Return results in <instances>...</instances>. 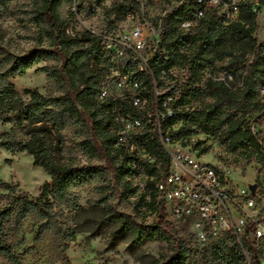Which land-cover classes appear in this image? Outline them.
<instances>
[{
  "label": "trees",
  "instance_id": "16d2710c",
  "mask_svg": "<svg viewBox=\"0 0 264 264\" xmlns=\"http://www.w3.org/2000/svg\"><path fill=\"white\" fill-rule=\"evenodd\" d=\"M72 1L39 0L35 4L32 21L42 28L47 46L52 50H34L27 56L19 57L6 52L0 44V123L12 125V135L0 145L11 152L27 153L32 157L33 164L42 168L51 178V186H45V193L50 196V200L46 194L28 199L25 194L18 193L11 196L10 208L0 210V255L9 264H16L5 229L12 217L21 221L34 214L45 222L44 226L50 225L55 221L57 211L76 206L72 194L74 188L92 184L103 177L100 174L103 168H79L62 164L57 158L63 147L62 132L69 125L80 126L81 131L76 132L82 138L80 148L89 158H99L107 164L119 158L118 180L122 181L123 198L136 196L137 209L144 204L157 219L156 225L144 226L104 206L101 208L104 221L119 223L121 233L130 234L136 244L148 240H176L173 231L166 229L165 225L169 224L163 217L159 218L162 206L157 201L153 184L149 183L146 193L137 196L136 188L125 179L123 158L114 148L109 104L97 98L107 63L95 45V37L87 32L69 36L62 28L58 15L59 7L64 2L71 4ZM177 2L179 4L161 19L160 49L166 55L162 57L156 54L151 59L149 66L153 80L160 84L162 74H168L173 67L186 66L196 77L201 70L212 69L216 61L222 62L220 69L224 80L209 77L201 87L193 86L188 92L189 99L206 98L210 102L193 112L175 111L167 127L172 128L179 121L196 125L206 135L218 139L229 152L250 150L251 156L246 165L264 163V146L258 135L254 134L256 128L264 124V94H261L264 91V43H257L253 36L257 23L251 4L240 1L236 18L228 24L223 23L216 10H208L195 28L182 30L181 23L193 19L197 4L195 0ZM259 3H264V0H259ZM4 6V0H0V9ZM126 11L127 8L123 14ZM41 43L42 40L39 41ZM49 58L62 61L59 66L44 68L46 77L54 83L58 95L43 96L35 90H26L24 94L28 98L24 100L15 91L9 78L21 77L35 64ZM229 77L237 81L239 86L229 88ZM153 80L145 79L149 88H152ZM188 95L181 96L175 104L187 105ZM171 133L177 139L182 137L180 132ZM95 139L99 141L100 148H97ZM154 154L166 161L160 150L157 149ZM2 187L14 191L7 185ZM230 251L235 256L233 259L221 258L225 264H240L245 259L234 249ZM165 264H191L181 243ZM251 264L259 263L252 258Z\"/></svg>",
  "mask_w": 264,
  "mask_h": 264
},
{
  "label": "rangeland",
  "instance_id": "374dc122",
  "mask_svg": "<svg viewBox=\"0 0 264 264\" xmlns=\"http://www.w3.org/2000/svg\"><path fill=\"white\" fill-rule=\"evenodd\" d=\"M240 1L251 4L257 23L253 36L257 43H264V3L260 4L259 0ZM4 2L5 6L0 9V44L6 52L24 57L34 50H52L47 46L42 28L32 21L35 4L39 0ZM178 4L177 0H73L71 4L64 2L58 9V15L68 35H82L88 31L96 34H124L143 21L150 22L161 32L162 17ZM223 11L220 9L219 13ZM196 26L197 22L192 28ZM61 62L49 58L35 64L23 76L9 78V82L24 100L28 98L24 94L26 90H35L43 96L58 95L54 83L46 77L44 68L59 66ZM221 65L222 62L216 61L212 69L201 70L196 77L188 66L173 67L168 74H162L161 83H157L158 89L162 93H172L177 101L181 96L188 95L193 86L201 87L206 78L224 80ZM227 84L234 89L239 86L232 79H228ZM109 90L111 94L119 93L114 83L109 84ZM208 102L206 98L189 99L185 106L176 104V111L193 112ZM11 131V124L0 123V143L12 135ZM78 131H81L80 126L69 125L62 132L63 147L57 158L62 164L79 168H103L100 172L103 177L92 184L74 188L72 194L76 206L57 211L55 221L50 225L44 226L45 222L34 214L21 221L12 217L5 229L16 264H165L174 256L180 243L191 264H225L221 258L233 259L235 254L230 251L232 249L243 256L234 236L220 233L201 243L192 234L189 222L171 223L164 215V221L169 224L165 225L166 229L173 231L176 238L171 242L148 240L136 244L130 234L121 233L119 223H106L101 213L104 206L144 226L156 225L157 219L154 220L144 204L137 209L136 196L123 198L122 181L118 180L119 158L111 164L99 158H89L80 148L82 138L76 133ZM171 132L181 133V138L174 137L175 142L190 158L210 164L222 172L225 187L233 197L245 191L248 185H255V206L247 212L256 219H264V163L246 165L251 156L250 150L229 152L218 139L206 135L196 125L179 121L170 128ZM254 134L258 135L264 146V124L257 127ZM94 142L100 148L99 141L95 139ZM0 184V210H4L10 208L11 196L18 193L25 194L28 199L37 198L40 194L48 195L45 186H51V178L42 168L33 164L32 157L27 153L11 152L0 145ZM2 185L12 187L14 191ZM46 197L50 200L49 195ZM240 204L244 207L243 202ZM0 264L9 262L0 255ZM240 264L247 262L244 259Z\"/></svg>",
  "mask_w": 264,
  "mask_h": 264
},
{
  "label": "built area",
  "instance_id": "2783aa9c",
  "mask_svg": "<svg viewBox=\"0 0 264 264\" xmlns=\"http://www.w3.org/2000/svg\"><path fill=\"white\" fill-rule=\"evenodd\" d=\"M195 2L193 19L181 23L182 30L192 28L208 10H216L228 24L236 18L240 0ZM220 9L224 11L219 13ZM87 33L96 38L95 45L107 63L97 98L109 104L114 148L123 158L125 179L136 188V195L146 193L152 183L157 201L163 205L161 213L171 223L189 222L192 234L201 243L212 235L230 234L247 264L252 258L264 264V219L247 212L255 206L256 192L251 193L247 187L233 197L225 187L222 172L190 158L167 127L175 115L176 99L170 92L159 91L149 66L156 54L166 55L160 49V32L143 21L124 34ZM146 78L153 80L152 88L146 85ZM110 83L117 86L118 94L110 93ZM157 149L166 161L154 154Z\"/></svg>",
  "mask_w": 264,
  "mask_h": 264
},
{
  "label": "water",
  "instance_id": "95a60500",
  "mask_svg": "<svg viewBox=\"0 0 264 264\" xmlns=\"http://www.w3.org/2000/svg\"><path fill=\"white\" fill-rule=\"evenodd\" d=\"M249 190L251 191V193H253L255 191V185H248ZM163 214L160 213L159 214V218H162Z\"/></svg>",
  "mask_w": 264,
  "mask_h": 264
}]
</instances>
